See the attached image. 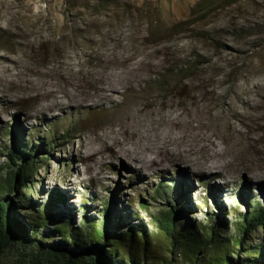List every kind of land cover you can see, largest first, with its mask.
<instances>
[{
  "label": "rangeland",
  "instance_id": "374dc122",
  "mask_svg": "<svg viewBox=\"0 0 264 264\" xmlns=\"http://www.w3.org/2000/svg\"><path fill=\"white\" fill-rule=\"evenodd\" d=\"M129 73L144 79L102 98V86ZM169 110L183 114L175 132L185 136L187 158L162 155L163 166L146 171L123 158L119 148L137 142L133 116L157 124ZM15 127L30 145L44 138L40 153L51 156L23 194L44 201L58 190L78 219L85 196L99 219L116 198L117 216L144 223L167 258L168 241L152 221L167 200L156 189L180 176L190 189V223L215 213L226 236L238 238V213L263 204L264 0H0V180L8 171L5 132ZM115 137L127 140L119 146ZM262 239L264 226L249 243ZM181 254L172 264H193Z\"/></svg>",
  "mask_w": 264,
  "mask_h": 264
},
{
  "label": "trees",
  "instance_id": "16d2710c",
  "mask_svg": "<svg viewBox=\"0 0 264 264\" xmlns=\"http://www.w3.org/2000/svg\"><path fill=\"white\" fill-rule=\"evenodd\" d=\"M19 131L15 127L5 132L10 147L3 166L7 175L0 180V264H172L182 252L193 264H264V239L249 243L251 234L264 226V187L260 188L263 204L255 201L252 209L238 213L239 237L230 238L223 216L212 213L207 223H190V189L180 176L163 181L156 195L164 196L167 203L152 218L157 233L168 241L169 256L161 258L144 223L129 225L117 216L116 198L106 201L99 219L90 214L93 207L85 196L78 219L74 211H68L66 198L58 190L50 191L44 201L23 194V190H34V175L51 156L40 153L47 145L44 138L38 137L37 147L23 141ZM246 198L242 193L240 205L247 206ZM139 203L142 210L149 209L144 200ZM212 205L221 211L215 198ZM200 253L204 257L197 263Z\"/></svg>",
  "mask_w": 264,
  "mask_h": 264
},
{
  "label": "bare ground",
  "instance_id": "6f19581e",
  "mask_svg": "<svg viewBox=\"0 0 264 264\" xmlns=\"http://www.w3.org/2000/svg\"><path fill=\"white\" fill-rule=\"evenodd\" d=\"M130 75L131 76L129 77L124 76L122 78H116V82L111 85L106 84L102 86L99 92L102 95V98L107 99L111 93H119L118 85H122L126 81L138 83L144 79L142 75L138 76L134 73ZM133 117L136 121V130L132 133L131 139L137 140V142L131 148H126L123 146L119 148L118 152L123 158L129 159L130 163H132L134 166L146 171L154 164L163 166L165 161L164 159L159 160V156L166 155L169 157H174L176 155H182L183 157L185 155L184 153L187 152L189 145L186 144V146L181 147L185 140V136H179V134L175 132V130L181 129V121L184 119L182 113L169 110V113L166 117L159 116V119L161 118V120L160 123L157 124L154 122L155 117L145 116L143 112H139ZM124 141H122L119 137H115V143H117L119 146ZM91 142L92 139L88 138L85 143L86 148H88ZM88 150L86 151L87 154L89 153ZM184 157L187 158V156ZM190 162L199 166L200 169H206L213 166L208 165L207 163L204 164L199 161H195L193 159L190 160Z\"/></svg>",
  "mask_w": 264,
  "mask_h": 264
}]
</instances>
